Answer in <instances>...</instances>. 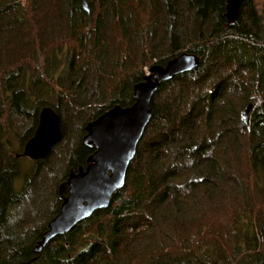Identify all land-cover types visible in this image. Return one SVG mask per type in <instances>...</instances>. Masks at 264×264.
Masks as SVG:
<instances>
[{
  "label": "trees",
  "instance_id": "trees-1",
  "mask_svg": "<svg viewBox=\"0 0 264 264\" xmlns=\"http://www.w3.org/2000/svg\"><path fill=\"white\" fill-rule=\"evenodd\" d=\"M254 2L229 25L227 0H0V264H264V17ZM185 52L200 66L154 96L124 190L38 256L60 185L94 153L86 126L133 105L146 71ZM45 107L62 138L28 168L17 155Z\"/></svg>",
  "mask_w": 264,
  "mask_h": 264
},
{
  "label": "water",
  "instance_id": "water-1",
  "mask_svg": "<svg viewBox=\"0 0 264 264\" xmlns=\"http://www.w3.org/2000/svg\"><path fill=\"white\" fill-rule=\"evenodd\" d=\"M242 1L227 0L225 18L229 25L239 20ZM84 9L89 13L87 2L84 3ZM200 62L199 56L185 52L169 60L165 66H152L143 81L132 89L133 105H117L86 126L82 142L94 153L88 158L86 168L72 171L67 181L60 185V212L42 234L35 248L38 256L55 239L69 234L96 212L111 206L119 191L126 187L130 166L152 119L151 101L154 96L163 84L193 72ZM252 108L251 104L246 109L245 118ZM61 130L59 114L50 107L43 108L34 136L24 144L23 152L17 158H28L34 162L45 160L61 140Z\"/></svg>",
  "mask_w": 264,
  "mask_h": 264
},
{
  "label": "rangeland",
  "instance_id": "rangeland-1",
  "mask_svg": "<svg viewBox=\"0 0 264 264\" xmlns=\"http://www.w3.org/2000/svg\"><path fill=\"white\" fill-rule=\"evenodd\" d=\"M255 9H257L258 13L264 17V0H255L254 2ZM149 73V70L146 71V75ZM218 80H222V76H219ZM23 150V149H22ZM20 154V153H19ZM22 163L26 166L31 167L32 161L28 158H24ZM31 165V166H30ZM41 223V222H40Z\"/></svg>",
  "mask_w": 264,
  "mask_h": 264
},
{
  "label": "flooded vegetation",
  "instance_id": "flooded-vegetation-1",
  "mask_svg": "<svg viewBox=\"0 0 264 264\" xmlns=\"http://www.w3.org/2000/svg\"><path fill=\"white\" fill-rule=\"evenodd\" d=\"M84 3H85V2H84ZM88 7H89V6H88ZM39 115H40V114H39ZM38 125H39V122H38ZM37 127H38V126H37ZM36 130H37V128H36ZM36 130H35V131H36ZM35 131H34V132H35ZM34 134H35V133H34Z\"/></svg>",
  "mask_w": 264,
  "mask_h": 264
},
{
  "label": "bare ground",
  "instance_id": "bare-ground-1",
  "mask_svg": "<svg viewBox=\"0 0 264 264\" xmlns=\"http://www.w3.org/2000/svg\"><path fill=\"white\" fill-rule=\"evenodd\" d=\"M84 4V3H83ZM198 56V55H197Z\"/></svg>",
  "mask_w": 264,
  "mask_h": 264
}]
</instances>
